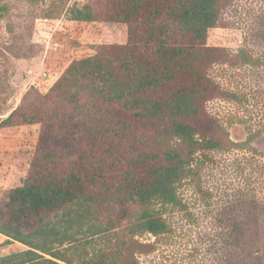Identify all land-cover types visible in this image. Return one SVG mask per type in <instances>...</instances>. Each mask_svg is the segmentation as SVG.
I'll return each mask as SVG.
<instances>
[{
	"label": "trees",
	"instance_id": "1",
	"mask_svg": "<svg viewBox=\"0 0 264 264\" xmlns=\"http://www.w3.org/2000/svg\"><path fill=\"white\" fill-rule=\"evenodd\" d=\"M98 1L73 5L69 20L126 25L127 43L98 45L46 94L31 87L0 123L40 124L46 142L0 198V235L26 247L0 264H142L151 246L139 238L167 235L164 215L187 211L185 183L214 153L244 146L217 120L215 133L193 124L223 95L212 67L232 63L207 45L223 0Z\"/></svg>",
	"mask_w": 264,
	"mask_h": 264
},
{
	"label": "rangeland",
	"instance_id": "2",
	"mask_svg": "<svg viewBox=\"0 0 264 264\" xmlns=\"http://www.w3.org/2000/svg\"><path fill=\"white\" fill-rule=\"evenodd\" d=\"M223 1L207 45L225 49L232 63L212 67L223 95L193 124L215 133L211 119L217 120L244 146L214 153L202 178L185 183L187 211L164 215L167 235L139 238L151 246L140 255L142 264H264V0ZM86 3L99 9L98 0H0V123L31 87L46 94L73 61L94 55L98 45L127 43L126 25L70 21L67 11ZM245 56L251 62L243 63ZM42 130L40 124L0 127V198L28 176L46 144ZM25 249L0 235V257Z\"/></svg>",
	"mask_w": 264,
	"mask_h": 264
}]
</instances>
